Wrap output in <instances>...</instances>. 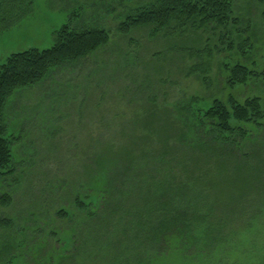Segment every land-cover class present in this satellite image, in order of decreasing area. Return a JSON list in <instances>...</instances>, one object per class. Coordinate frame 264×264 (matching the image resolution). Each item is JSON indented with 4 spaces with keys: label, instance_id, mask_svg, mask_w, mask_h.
<instances>
[{
    "label": "rangeland",
    "instance_id": "rangeland-1",
    "mask_svg": "<svg viewBox=\"0 0 264 264\" xmlns=\"http://www.w3.org/2000/svg\"><path fill=\"white\" fill-rule=\"evenodd\" d=\"M148 1L134 0L128 10L119 0L0 1V61L15 52L51 47L65 24L80 29L102 28L110 37L100 50L55 67L38 84L16 91L6 103L4 119L7 135H13L14 174L0 180V264H264V211L257 216L251 208L239 218L220 220L223 213H215L212 205L218 198L217 190L203 189L205 179L198 184L192 168L174 161L173 157L181 158L180 149L194 152L191 146L180 145L174 152L152 142L147 153L150 156L144 157L145 166L135 164L127 184L129 196L135 198L137 193L146 192L142 188L147 183L175 186L189 182L190 186H183L177 194L184 198L181 205L192 221L187 235L193 238L189 241L181 239L159 251L149 235V218L124 227L111 219L101 229H89L90 225L79 222L78 210L70 206L85 179L82 166L89 162L94 149L97 151L90 144L92 137L99 134L93 143H101L105 150L124 142L122 128L136 127L131 129L141 132L138 119H145L148 113L144 105L147 95L141 99L137 85L148 72H155L150 75L152 86L148 89L156 92L161 108L167 109L164 116L170 120V133L180 129L186 119L192 123L196 119L186 112L188 105L204 109L215 99L229 106L232 99L242 103L247 97L260 96L264 113V84L259 82L264 75L244 85L227 84L229 69L237 61L229 56L234 52L228 44L234 41L233 46H240L237 33L249 41L244 46L241 42L240 52L253 47L250 52L255 63L247 66L258 75L264 74V0H231L241 23L233 32L230 29L223 41L211 25L206 31L188 27L182 34L177 30L176 42L194 39V31L202 36L187 42L194 45L187 50L194 61L185 57L183 65L176 59L181 56L180 49L168 47L173 40L152 36L149 27L133 28L126 35L118 33L121 18ZM219 72L223 80L217 77ZM161 108L153 110L158 114ZM231 125L242 123L232 120ZM242 127L256 134L251 142L244 143L251 151L257 140L264 138V130ZM197 134L191 129L186 138L195 143ZM258 160L246 165L249 174H256ZM185 162L188 166L189 159ZM7 196L10 203L4 205L2 199ZM63 208L72 211L81 238L77 235L72 239V220L57 217ZM210 229L218 236H211ZM45 249L52 255L43 258Z\"/></svg>",
    "mask_w": 264,
    "mask_h": 264
},
{
    "label": "trees",
    "instance_id": "trees-1",
    "mask_svg": "<svg viewBox=\"0 0 264 264\" xmlns=\"http://www.w3.org/2000/svg\"><path fill=\"white\" fill-rule=\"evenodd\" d=\"M133 1L119 0L123 9L129 8L128 4ZM234 8L231 0H150L127 12L128 14L119 21L117 31L120 35H126L133 28L149 27L152 36L164 37L166 41L173 40L168 47L180 49L181 56L176 59L178 63L183 61L179 63L183 65L185 57L194 58L187 53V50L194 49V45L187 42L198 41L202 36L194 31L195 40L189 37V41L176 42L174 39L177 30L181 29L182 34L188 27L197 30L203 28L206 31L211 25L212 31H216L219 39L223 41L231 32L230 29L233 32L241 23ZM261 17L264 19V10ZM236 38L240 41L239 47L232 45L234 41L228 44L234 52L229 56L237 60L229 69L227 84L231 87L247 84L254 78L264 75L263 73L258 75L247 66L255 63V55L250 52L252 46L249 45L250 50L247 51L250 53L239 51L249 42L248 39L239 33L236 34ZM109 42L110 37L105 29H80L65 24L56 33L55 43L51 47L15 52L4 61H0V180L14 174L10 145L13 135H7L8 126L4 119V109L9 98L18 90L38 84L55 67L86 58ZM154 70L156 71L155 68ZM154 73L148 72L143 78L138 79L137 91L141 93V99L147 95L144 105L145 111H148L145 119L137 118L141 121H139L141 132L138 134L131 129L136 127L122 128L124 142L119 145L112 144L113 147H105V150L102 149L101 143H93L99 134L92 137L90 144H93L97 151L94 149L92 157L88 159L89 162L82 166L83 171L80 172L85 179L81 183V191H76L70 206L78 210L75 213L81 215L79 222L90 225L89 229L90 227L101 229L104 223L111 219L116 220L115 223L120 227H124L126 223L131 224L133 221L138 223L144 218H149L150 226H147L149 235L155 239L153 242L155 248L163 251L176 241H182L181 239L189 241V238H193L187 235L191 231L192 221L181 205L184 198L177 195L183 186L188 188L190 183L177 182L175 186L162 182L150 183L148 186L147 183V187L142 188L146 192L142 195L137 193L138 196L133 198L129 196L131 188L127 187L131 180L132 167L139 163H144L145 166L144 157L150 156L147 153L151 150L152 142H157L161 147L174 152L179 150L180 145L191 146L194 152L180 149L181 158L173 157L174 161L183 162L185 167L192 168L198 184L205 179L203 189L217 190L218 198L212 205L215 213H223L224 217L220 220L239 218L251 208H255L259 216L264 211V170L261 171L259 168L261 154L264 155V138L257 137L258 144L248 151L244 143L251 142L256 134L249 132L242 125L247 127L251 125L263 131L264 113L263 109L261 110L263 106L260 96L247 97L242 103L232 99L229 106L215 99L204 109L195 110L196 108L188 105L186 112H191L196 119L193 123L186 119L180 129L170 133L168 129L170 120L164 116L167 109L161 108L156 92L153 94L154 90L148 89L152 86L150 78ZM217 77L223 80L221 72ZM203 78L202 74L201 79ZM259 82L264 84V77ZM155 107L161 108V112L157 114L153 110ZM232 120L242 125L233 126ZM191 129H196L199 133L197 138H194L195 143H190L186 138ZM185 158L189 159L188 166ZM257 158L259 160L256 174L250 173L253 177L249 176L246 165ZM261 172L263 173L259 174ZM169 190H173L172 194L168 193ZM177 197L179 201H176ZM2 201L4 205H8L10 196L3 198ZM56 215L61 220H72L74 232L70 235L72 239L77 238V235L81 238L82 234L75 223L72 211L63 208ZM209 233L218 236L213 229H210ZM186 251H190V248ZM49 255L52 253L45 249L42 257L46 258Z\"/></svg>",
    "mask_w": 264,
    "mask_h": 264
}]
</instances>
